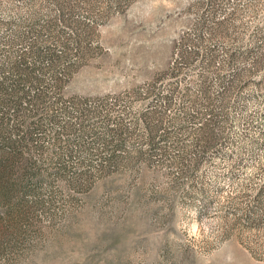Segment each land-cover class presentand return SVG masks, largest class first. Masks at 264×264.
<instances>
[{"label": "rangeland", "instance_id": "obj_1", "mask_svg": "<svg viewBox=\"0 0 264 264\" xmlns=\"http://www.w3.org/2000/svg\"><path fill=\"white\" fill-rule=\"evenodd\" d=\"M0 264H264V0H0Z\"/></svg>", "mask_w": 264, "mask_h": 264}]
</instances>
